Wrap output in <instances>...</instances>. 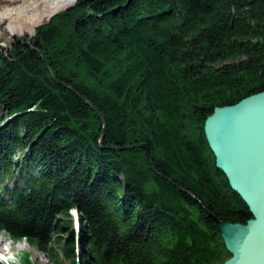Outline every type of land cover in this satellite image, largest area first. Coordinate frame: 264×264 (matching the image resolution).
<instances>
[{
	"label": "trees",
	"instance_id": "16d2710c",
	"mask_svg": "<svg viewBox=\"0 0 264 264\" xmlns=\"http://www.w3.org/2000/svg\"><path fill=\"white\" fill-rule=\"evenodd\" d=\"M3 2L30 19L0 9L9 34L53 17L0 50V231L53 263L229 259L215 218L252 216L217 169L204 124L264 92V0ZM58 82L100 111L103 133ZM140 144L152 166L146 149H122Z\"/></svg>",
	"mask_w": 264,
	"mask_h": 264
},
{
	"label": "water",
	"instance_id": "95a60500",
	"mask_svg": "<svg viewBox=\"0 0 264 264\" xmlns=\"http://www.w3.org/2000/svg\"><path fill=\"white\" fill-rule=\"evenodd\" d=\"M41 56L45 68L57 82ZM58 83L99 115L103 121V133L106 120L100 111L73 87ZM204 133L217 169L224 174L230 188L239 195L252 216L246 224L225 223L215 218L230 253V258L221 264H264V92L231 106L215 108L205 121ZM133 147L147 150L143 144L122 149ZM147 154L152 166L148 150Z\"/></svg>",
	"mask_w": 264,
	"mask_h": 264
},
{
	"label": "rangeland",
	"instance_id": "374dc122",
	"mask_svg": "<svg viewBox=\"0 0 264 264\" xmlns=\"http://www.w3.org/2000/svg\"><path fill=\"white\" fill-rule=\"evenodd\" d=\"M4 4L3 0H0V6ZM72 6V5H71ZM68 6L67 8H69ZM67 8L60 11L57 14L64 12ZM56 14V15H57ZM55 16V15H54ZM53 17V16H52ZM50 17L48 20L43 21L36 25L30 32L23 31L19 33L9 34L4 30V24L0 23V50L6 51L12 47L14 42L26 41L30 42V38L35 33L36 27L41 24L47 23L52 18ZM0 116L3 114L0 112ZM18 158L15 156V159ZM1 171H0V179H1ZM9 186H12V182L8 181ZM74 220L75 230H78L79 222L78 217L75 218L77 214L71 212ZM77 222V223H76ZM51 236V235H50ZM49 244V239H45L43 241V246ZM69 259H61L58 263H53L51 259L48 258L45 254L42 253L40 249H36L24 239H10L5 233L0 231V262L2 264H67Z\"/></svg>",
	"mask_w": 264,
	"mask_h": 264
},
{
	"label": "bare ground",
	"instance_id": "6f19581e",
	"mask_svg": "<svg viewBox=\"0 0 264 264\" xmlns=\"http://www.w3.org/2000/svg\"><path fill=\"white\" fill-rule=\"evenodd\" d=\"M0 9H3V10H8V11H14V12H19L21 13L23 16H24V20L29 23L30 22V19H29V16L27 15V13L22 10L21 8H18V7H14V6H8V5H5L3 4L2 6H0ZM33 29V27H32ZM74 214H77V212L75 211H72ZM78 217V215L75 216V218ZM75 221H77L75 219ZM77 223V222H76Z\"/></svg>",
	"mask_w": 264,
	"mask_h": 264
}]
</instances>
